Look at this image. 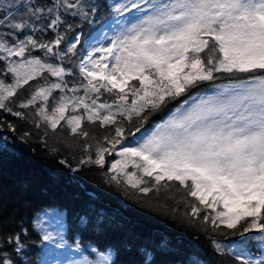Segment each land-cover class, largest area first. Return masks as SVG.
Instances as JSON below:
<instances>
[{
	"label": "snow or ice",
	"instance_id": "snow-or-ice-1",
	"mask_svg": "<svg viewBox=\"0 0 264 264\" xmlns=\"http://www.w3.org/2000/svg\"><path fill=\"white\" fill-rule=\"evenodd\" d=\"M101 14L117 25L106 43L77 31ZM0 76V113L78 159L77 167L61 160L71 171L104 168L115 155L105 183L169 199L182 187L173 213L182 204L190 225L238 238L227 250L212 241L233 264H264V0H0ZM206 83L211 95L201 92ZM3 127L18 130L0 117ZM11 222L0 218V264H35L24 259L35 241L25 228L9 231ZM114 222L101 209L78 215L77 228L104 232ZM33 229L42 243L67 244L63 224L52 231L34 220ZM123 249L141 258L129 264H162L156 256L172 243ZM76 251L70 264H118L115 247H91V259L77 239Z\"/></svg>",
	"mask_w": 264,
	"mask_h": 264
},
{
	"label": "trees",
	"instance_id": "trees-1",
	"mask_svg": "<svg viewBox=\"0 0 264 264\" xmlns=\"http://www.w3.org/2000/svg\"><path fill=\"white\" fill-rule=\"evenodd\" d=\"M99 2L103 3L104 0ZM69 20L80 23L75 18L70 17ZM101 24L108 26L101 30ZM115 27L117 25L111 17L101 14L95 24H83L77 31H82L85 37L91 34L94 41H99L106 40L108 32ZM72 35L73 33H68L69 37ZM34 54L43 55L42 52ZM50 79L55 80L54 77ZM221 82L226 81H217ZM211 89V84L206 83L201 92ZM177 103L179 101L169 107L174 108ZM167 114L168 109L156 113L145 127H152ZM0 117L14 123L18 129L13 133L7 127L0 128V218L13 221L9 225V231L18 232L25 228L29 233L30 242L35 241L25 250L28 252L25 260H32L35 264H48L52 259L49 252L62 249L57 248L55 243H42L40 234L33 229V221L39 219L38 212L45 207L58 206L64 210L66 245L76 251V240L79 239L81 250L88 256H95V253L90 251L93 246L98 250H107L111 246L119 249L118 255L114 257L118 264H129L130 261H138L141 258L125 252V242L153 244L163 238L171 241L172 249L167 254H157L156 260L162 264H191L193 260L198 261V264H233L231 256L221 255L214 249L212 241L216 240L227 250L238 238L202 231L199 222L190 225L183 215L182 204L180 210L173 213L177 202L185 196L182 187L179 191L171 190L175 199L167 198L164 192L144 196L136 190H125L123 186L105 183L104 173L108 171V163L104 168L83 167L80 171L73 172L67 165L62 164L61 160L67 156L69 164L77 167L78 159L73 160L63 150L54 153L44 147L39 140L41 129L6 113H0ZM25 131L31 133L30 140L22 139ZM103 133V128L96 131L98 136ZM114 158L115 155H106L108 162ZM101 209L115 217V222L108 229L104 232H94L91 229L81 231L77 228L78 215ZM249 248L253 254L252 258H259V250L252 246ZM68 255L62 254L63 257ZM79 255L76 251L71 258Z\"/></svg>",
	"mask_w": 264,
	"mask_h": 264
},
{
	"label": "rangeland",
	"instance_id": "rangeland-1",
	"mask_svg": "<svg viewBox=\"0 0 264 264\" xmlns=\"http://www.w3.org/2000/svg\"><path fill=\"white\" fill-rule=\"evenodd\" d=\"M113 34V29L110 30L107 34V36H111ZM101 42H107L106 40H99ZM213 93V89L207 91V92H202V94H206V95H211ZM167 116L164 118L166 119ZM163 119L157 121L156 123H160L162 122ZM156 123H154L153 125H155ZM114 157V156H113ZM115 159H118V157L115 156L114 159H110L108 164L110 167V163L114 162ZM132 169L130 168L129 171H131ZM58 207V206H49V207H45L43 210H41L40 212H38V217H39V221L43 223L44 227L48 228L49 230L52 231H58L61 227V224L63 223L64 225V210ZM61 221H63L61 223ZM76 251L72 248L69 247L68 245H65L64 248L60 249V251H50L49 255L52 256V259L49 261L48 264H70L71 261L73 260H79L81 258V256H76L71 258V256L73 255V253H75ZM71 253V254H70ZM62 254L68 255V256H62ZM89 258L94 259V257L89 256Z\"/></svg>",
	"mask_w": 264,
	"mask_h": 264
}]
</instances>
